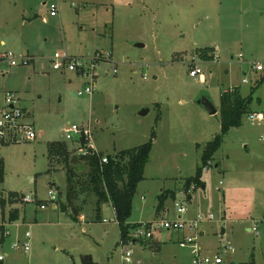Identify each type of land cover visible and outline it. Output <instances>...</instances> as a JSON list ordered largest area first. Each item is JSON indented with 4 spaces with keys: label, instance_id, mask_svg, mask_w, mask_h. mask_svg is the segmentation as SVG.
Returning a JSON list of instances; mask_svg holds the SVG:
<instances>
[{
    "label": "rangeland",
    "instance_id": "rangeland-1",
    "mask_svg": "<svg viewBox=\"0 0 264 264\" xmlns=\"http://www.w3.org/2000/svg\"><path fill=\"white\" fill-rule=\"evenodd\" d=\"M52 4L60 9L56 17L50 15ZM3 39L4 49L31 61L10 69L0 89L5 83L8 91L19 90L38 135L33 142H0L1 219L10 222L11 210H18L19 219L10 222L12 238L31 234L30 251L7 249L3 264H84L85 257L94 264H193L191 249L185 253L178 245L182 234L157 229L151 240L125 244L112 204L99 214L94 196L69 201L63 161L50 166L47 143L65 142L73 152L64 129L88 123L92 144L104 156L152 140L128 222L158 224L168 210V219H175L186 179L197 174L205 146L220 135L222 91L235 88L247 97L264 78V70L251 67H264V0H0ZM204 47L217 50L215 62L201 61L206 82L190 77L185 62ZM57 52L70 58L66 65L75 58L82 65L56 71L51 59ZM92 77L96 86L89 95ZM259 97L264 102V82L252 95V110ZM204 98L217 115L204 108ZM249 115L203 169V184L192 189L195 202L186 214L214 215L199 243L204 257L219 254L223 264H264V123L251 122ZM51 192L66 212L59 204L54 208ZM10 193L33 201L11 203ZM160 195L167 200L157 213ZM224 225L229 236H220ZM228 239L234 252L225 249ZM157 241L159 250L152 244ZM127 250L130 263L122 257Z\"/></svg>",
    "mask_w": 264,
    "mask_h": 264
},
{
    "label": "trees",
    "instance_id": "trees-1",
    "mask_svg": "<svg viewBox=\"0 0 264 264\" xmlns=\"http://www.w3.org/2000/svg\"><path fill=\"white\" fill-rule=\"evenodd\" d=\"M213 47L199 48L196 52L197 56L204 61L214 62L217 60ZM264 80V79H263ZM258 87V86H257ZM220 102L221 125L220 135L216 136L212 142L205 146L202 156V167L198 169L194 177H189L185 181L183 191L190 198L192 189L200 187L202 171L204 168L210 167L211 161L219 152L225 136L232 128L242 125V119L249 114V107L252 104V97L245 98L238 91H223ZM153 135V139H154ZM151 140L148 144H144L131 150L120 152L117 155H107L108 163H101L102 153L83 156L69 152L65 142H52L48 144L47 152L50 166L55 160L62 159L64 169L67 174V199L69 201L77 200L82 194L94 196L96 201V212L100 214L103 205L112 204L114 209L115 220L118 222L120 229V239L125 244L133 241L130 234L133 229L139 225H131L128 222L133 210V198L137 191L138 184L144 180L146 166L149 163L152 151ZM1 144V143H0ZM83 164V165H82ZM4 171L0 162V182L3 181ZM19 194L10 193L9 199L11 203L17 202ZM166 198L159 196V210L165 204ZM2 207L5 206V200L1 197ZM19 219V211L11 210L9 221L16 222ZM75 220V215H73ZM84 264H94L92 259L85 257Z\"/></svg>",
    "mask_w": 264,
    "mask_h": 264
},
{
    "label": "built area",
    "instance_id": "built-area-1",
    "mask_svg": "<svg viewBox=\"0 0 264 264\" xmlns=\"http://www.w3.org/2000/svg\"><path fill=\"white\" fill-rule=\"evenodd\" d=\"M51 17H56L58 15L60 9L58 5H50L49 7ZM242 58V55L239 56ZM70 58L66 54H57L51 59L53 63V68L58 71L64 68L69 69L70 71H75L76 68L80 67L82 64L78 62V59H72L69 65H66V62L69 61ZM31 59L27 55H17L14 52H7L4 57L0 60V78H4L9 70L18 66H22V64H27ZM201 61L203 59L199 58L197 54L192 55L190 59L186 60V64L189 68V76L192 78H200L203 76V71L201 69ZM215 62V61H214ZM8 66V69L5 67ZM252 70L256 72H260L264 70V67L259 63L252 64ZM116 73V70H115ZM89 76V75H88ZM92 85L85 90L86 94L94 93L96 81L91 79ZM243 84H247L248 80L245 78L242 81ZM235 88H231L227 92H234ZM82 92H79L78 95H82ZM5 106L0 109V142L3 144H15L21 143L24 141L33 142L36 141L38 135H36L34 131V127L31 123H29L28 117H26V113L19 106L20 101L17 97L11 93L6 92L4 95ZM249 119L251 122H264V114L263 113H255L254 115H250ZM64 133L66 134V139L72 142L74 146V152L77 155L89 156L97 154L100 156V152L96 150L93 146V133L91 124H85L83 126L79 125H68L64 129ZM264 141V137L262 138ZM101 163H108L107 156L101 157ZM192 190L189 192L191 193ZM19 198V197H18ZM60 197H57L55 192H51L50 199L54 205L55 209H58V200ZM33 199L28 196L20 197V202H32ZM188 195L185 196L183 201L175 202V212L177 216L175 219H168V212L163 214V218L161 222L158 224L147 223L142 224L136 229H133L130 236L133 239V242L129 243L130 245L134 244L135 241H145L150 240L154 231L157 229H164L166 231L173 230L183 235V240L180 241V245L182 248H192V255H194L193 264H223V259L219 256H215L214 258H210L208 256L202 255V248L198 244L199 243V235L201 234L200 225L203 221L200 217L197 219H187L186 214L189 208ZM1 214V212H0ZM186 218V219H185ZM12 224L10 222H6L4 219H1L0 215V264L5 262L7 257L6 250L10 249L15 252L27 253L31 249L30 242V232H26L23 234L22 238H12L13 233L11 229ZM253 233L258 235V228H253ZM225 249L234 252L233 247L229 242L226 243ZM132 251L127 250L123 251L124 262H131Z\"/></svg>",
    "mask_w": 264,
    "mask_h": 264
},
{
    "label": "crops",
    "instance_id": "crops-1",
    "mask_svg": "<svg viewBox=\"0 0 264 264\" xmlns=\"http://www.w3.org/2000/svg\"><path fill=\"white\" fill-rule=\"evenodd\" d=\"M5 46H6V41L3 39V40H0V60L4 57V55L7 53V52H12L11 50H6V49H4L5 48ZM215 49V56L217 55V50H216V48H214ZM16 54V53H15ZM29 54V53H28ZM217 57V56H216ZM0 79H2V78H0ZM264 78H262L260 81H258V83H259V85H257L258 87H260L261 85H262V83L264 82V80H263ZM201 81L202 82H206V77L204 76V77H201ZM257 86H255L253 89H252V91H251V93H252V95H254V92L256 91L257 92V89H258V87ZM6 92H11V93H13L16 97H17V99L20 101V103H19V106L24 110V112L26 113V117H28V120L29 121H31L32 119L34 120V116H33V111H32V109L29 107H27V105H25L24 104V101H25V99H22V97H21V94H20V92H19V90H7L6 88H5V83L3 84V87L0 89V109L1 108H3L4 106H5V100H4V95H5V93ZM223 92V91H222ZM239 93L243 96V97H245V98H249V97H252V95H250V96H244L243 95V93H241L240 91H239ZM222 96V95H221ZM253 99V98H252ZM253 102V101H252ZM257 102H258V108L257 109H255V110H252V108L251 107H249V109H248V111H249V113H250V115H254L255 113H263L264 114V102L262 101V98L261 97H259L258 99H257ZM251 106V105H250ZM218 112V111H217ZM219 113V112H218ZM249 115V116H250ZM257 123H264V122H258L257 121ZM68 126V125H67ZM66 126V127H67ZM264 136V135H263ZM49 143H52V142H48L47 143V148H48V144ZM73 147L74 146H72V148H71V151L73 150ZM97 150V149H96ZM98 151V150H97ZM100 152V151H99ZM107 156V155H106ZM49 158V157H48ZM31 180H32V178H31ZM67 189V188H66ZM194 190V189H193ZM196 190V189H195ZM194 190V191H195ZM60 195V194H59ZM187 195V194H186ZM20 196L22 197L23 195H19V201H20ZM161 196V195H160ZM193 195H191L190 196V198L188 197V201L187 202H189V203H191L192 205H194V197H192ZM60 197V196H59ZM18 198V197H17ZM104 206V205H103ZM160 210H159V204H158V210H157V213L159 212ZM192 213H193V211H192ZM189 216V215H188ZM188 216H186V217H188ZM196 216V215H195ZM198 217H200V215H197L196 217H188L187 219H197ZM201 218V217H200ZM223 218V222L224 221H226V218L225 217H222ZM186 219V218H185ZM202 219V218H201ZM215 219H214V215H209V216H207V218L206 219H203V221H202V223H201V225H200V228H201V226H202V228H201V234L199 235V237H200V239H205V235H207V233H208V229L206 228L207 227V224H212V222L214 221ZM206 224V226H205V228H204V226H203V224ZM147 224V223H146ZM140 225H142V224H140ZM139 225V226H140ZM224 235H228L227 233H226V227H225V225H224V227H222V229H221V231H220V236H224ZM218 236V235H217ZM229 236V235H228ZM16 237V236H15ZM154 237V236H153ZM153 237L151 238V239H153ZM222 238V237H221ZM14 239V238H13ZM150 239V240H151ZM199 239V240H200ZM183 240V239H182ZM147 241V240H146ZM180 241H181V239H180ZM180 241H178V245H180ZM135 242H141V243H143L144 241H142V240H140V241H135ZM160 242L161 241H157L156 243H152L153 245H154V247H155V249L156 250H159V248H160ZM227 242H229L230 243V240L228 239L227 241H226V243ZM162 243V242H161ZM199 245H200V243H198ZM201 244H202V242H201ZM201 246V245H200ZM180 247V249L183 251V252H185V253H187V250L189 251V249H191V254H192V248H189V247H187V248H182L181 247V245L179 246ZM201 248L203 249V247L201 246ZM3 264V263H2Z\"/></svg>",
    "mask_w": 264,
    "mask_h": 264
},
{
    "label": "water",
    "instance_id": "water-1",
    "mask_svg": "<svg viewBox=\"0 0 264 264\" xmlns=\"http://www.w3.org/2000/svg\"><path fill=\"white\" fill-rule=\"evenodd\" d=\"M137 47H138V48H142V47H144V46H143L142 44H138ZM202 105L204 106V108H205V109H206L211 115H217V114H218V112L216 111V109L214 108V106L212 105V103H211L208 99L204 98L203 101H202ZM146 113H147V111H143V112H141V115L144 116V115H146ZM58 204L60 205L61 210H62L63 212H66V211H67V205H65V204L61 201V198H59V200H58Z\"/></svg>",
    "mask_w": 264,
    "mask_h": 264
}]
</instances>
